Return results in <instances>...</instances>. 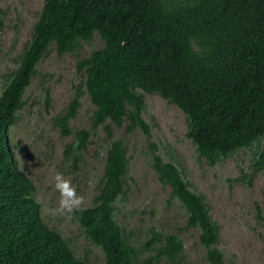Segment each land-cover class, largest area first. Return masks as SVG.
Listing matches in <instances>:
<instances>
[{
  "label": "trees",
  "instance_id": "16d2710c",
  "mask_svg": "<svg viewBox=\"0 0 264 264\" xmlns=\"http://www.w3.org/2000/svg\"><path fill=\"white\" fill-rule=\"evenodd\" d=\"M94 31L103 45L77 62L95 104L92 127L103 125L111 136V124L125 122L126 130L139 127L149 138L151 126L142 116L147 92L183 110L186 134L209 164L264 135V0H44L18 65L0 92V264H92L77 257L42 219L35 186L15 162L7 130L49 44L54 42L58 53L74 51ZM78 94L55 116L63 134L72 133L69 119ZM73 133L66 153L76 164L90 130ZM148 145L159 179L185 208L186 224L199 228L208 263L227 264L207 201L190 188L173 161L157 152L156 143ZM254 165L264 167V147ZM127 167L123 140H112L93 203L73 209L85 233L104 251L101 264H135L138 249L113 214ZM152 242H157L158 256L175 259L182 250L175 233L154 232Z\"/></svg>",
  "mask_w": 264,
  "mask_h": 264
},
{
  "label": "rangeland",
  "instance_id": "374dc122",
  "mask_svg": "<svg viewBox=\"0 0 264 264\" xmlns=\"http://www.w3.org/2000/svg\"><path fill=\"white\" fill-rule=\"evenodd\" d=\"M43 1L0 0V92L8 72L18 65ZM103 43L98 31L90 39H80L74 51L58 53L51 42L36 64L24 92L23 106L8 127V144L15 162L35 186L33 195L40 204L42 219L59 231L77 257L92 264L104 261V251L85 233L73 210L61 208L56 177L61 175L75 196L82 198L78 207L91 205L103 183L110 142L121 138L128 167L124 191L114 202L113 214L123 234L138 249L135 264H209L199 240V228L186 224L183 204L170 194V186L159 179L152 164L148 143L154 142L157 152L173 161L190 188L207 201L218 225V246L227 264H264V167L254 165V157L264 147V135L251 146L236 149L209 164L198 156L195 144L186 134L183 110L158 93L147 92L142 116L151 126L149 138L139 127L126 130L125 122L121 126L112 123L111 136L103 125L92 127L95 104L84 86L85 71L77 67V62ZM77 92L79 103L69 119L72 133L63 134L55 116ZM79 128H88L90 134L74 164L66 146L74 137L73 131ZM64 199L71 203L68 196ZM154 232L175 233L179 237L182 250L175 259L157 255V242L148 243Z\"/></svg>",
  "mask_w": 264,
  "mask_h": 264
},
{
  "label": "clouds",
  "instance_id": "9594fccd",
  "mask_svg": "<svg viewBox=\"0 0 264 264\" xmlns=\"http://www.w3.org/2000/svg\"><path fill=\"white\" fill-rule=\"evenodd\" d=\"M57 184L56 188L61 193V208L66 209L67 211H72L74 207H78L81 202L82 198L75 196V191L70 188V184L68 181L63 180V177L61 175H57ZM65 196H68L71 198V203H69L67 200L64 199Z\"/></svg>",
  "mask_w": 264,
  "mask_h": 264
}]
</instances>
